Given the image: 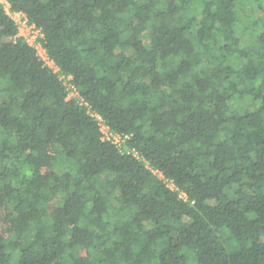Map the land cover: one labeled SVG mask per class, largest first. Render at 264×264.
<instances>
[{"label": "trees", "instance_id": "trees-1", "mask_svg": "<svg viewBox=\"0 0 264 264\" xmlns=\"http://www.w3.org/2000/svg\"><path fill=\"white\" fill-rule=\"evenodd\" d=\"M7 1L0 264H264V0Z\"/></svg>", "mask_w": 264, "mask_h": 264}, {"label": "built area", "instance_id": "built-area-1", "mask_svg": "<svg viewBox=\"0 0 264 264\" xmlns=\"http://www.w3.org/2000/svg\"><path fill=\"white\" fill-rule=\"evenodd\" d=\"M0 5L5 9L6 13L14 20V22L18 26V38L24 39L30 46L34 47L37 51V55L40 57L42 62L46 67L51 69L54 73L58 74L62 80L65 81L67 86V91L69 93L68 99L69 100H78L80 104H84L88 107L86 103L83 102V100L80 98L79 93L77 92L76 88L70 83L71 77H65L60 74V69L57 67L55 62L48 56L45 48L43 47V43L41 42V39L43 38V35L39 29L35 27V25L29 23L28 17L23 13H17L11 11V6L8 3L7 0H0ZM90 111V110H89ZM91 115L101 124V131L103 134V140L112 142L114 145H116L118 148L123 147V138L114 132L110 130L108 126L104 124L103 119L96 113L90 112ZM106 130V132L104 131ZM132 153L139 157L138 153L133 150ZM154 174L160 179L166 182L168 187H170L172 190H177L174 183L166 179V177L163 175V173L159 171H154ZM182 198H185L184 194H181Z\"/></svg>", "mask_w": 264, "mask_h": 264}, {"label": "rangeland", "instance_id": "rangeland-1", "mask_svg": "<svg viewBox=\"0 0 264 264\" xmlns=\"http://www.w3.org/2000/svg\"><path fill=\"white\" fill-rule=\"evenodd\" d=\"M249 103H250V100H244V101L241 103V106L244 107V108H247V107L249 106ZM249 109L254 110V107H253V106H249ZM104 131L106 132L105 129H104Z\"/></svg>", "mask_w": 264, "mask_h": 264}]
</instances>
